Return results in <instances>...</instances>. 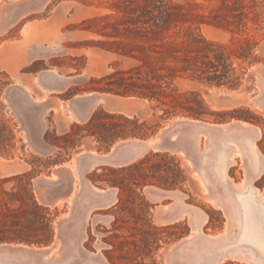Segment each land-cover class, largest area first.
Masks as SVG:
<instances>
[{
  "label": "rangeland",
  "instance_id": "rangeland-1",
  "mask_svg": "<svg viewBox=\"0 0 264 264\" xmlns=\"http://www.w3.org/2000/svg\"><path fill=\"white\" fill-rule=\"evenodd\" d=\"M163 5L171 21L151 34L143 22ZM171 54L194 59L176 63ZM174 64L187 68L184 77L173 79L177 93L198 92L206 112L176 116L225 124L228 130H236L234 121H245L259 129L255 140L264 160V105L257 107L264 95V0H0V157L9 168L21 167L0 175V264H199L195 243L170 255L194 218L196 226L204 219L201 232L213 238L212 246L234 235L237 215L226 216L211 201L227 194L211 177L210 162L202 166L197 156L206 149L207 136L201 132L195 154L178 141V133L171 140L176 132L167 127L171 116L159 118L153 101L134 102L128 116L113 109L110 96L97 94L104 93L101 78L116 70L141 66L163 73ZM90 108L83 120L66 118L69 111ZM98 110L146 120L154 125L148 136L158 133L164 148L149 147L125 162L107 159L124 139L104 144L89 132L87 123ZM231 145L235 162L225 172L239 184L251 172L244 149ZM188 157L193 166L186 165ZM175 163L182 173L172 183ZM133 164L138 168L130 169ZM201 166L206 183L195 174ZM50 173L56 178L41 177ZM254 185L264 191V173ZM91 186L115 191L94 197ZM182 209L189 213L184 221L165 224L167 215ZM17 244L45 249L40 256L8 247Z\"/></svg>",
  "mask_w": 264,
  "mask_h": 264
},
{
  "label": "crops",
  "instance_id": "crops-1",
  "mask_svg": "<svg viewBox=\"0 0 264 264\" xmlns=\"http://www.w3.org/2000/svg\"><path fill=\"white\" fill-rule=\"evenodd\" d=\"M91 93H85L83 96H89ZM99 95H106L107 93H97ZM42 95H44V98L46 96L45 91L43 90ZM107 96V95H106ZM44 98L40 99L43 100ZM264 105V95L262 96V102L260 103V106ZM115 108L119 112H123V114H126L130 116V111L133 107L127 106V105H121L114 103ZM112 109V108H110ZM91 113V108L87 112H68L66 115V118L68 120H83L85 119L89 114ZM179 119V118H178ZM170 120L168 121L167 127H174V130H176L175 133H170L169 137L171 140L175 139L174 134H179V142L188 143L189 148L192 152H196V147L199 142V135L201 132L205 135V132L208 130L207 128L203 127L199 122L194 120ZM244 122V121H243ZM197 123V124H196ZM247 123V122H246ZM236 130H241L239 138L242 142L249 144L252 149V153H243L246 157L249 165V170L251 172V175H247L245 172V177L242 180L241 183L235 184L232 182V179L228 175V170L235 162V157L232 156V159L229 160L228 152L226 149L225 142H227L229 139L234 140L237 138H234L235 131L234 129L228 130L227 125L221 124L217 125L215 129L208 130L209 135L206 140V149H208L212 145L213 140H219V144H223V148H220L219 151L216 154L215 159H213V162L210 163L209 173L211 177L214 179V181L221 186L225 193L227 194L226 198H221L220 196H217L215 199L211 200L214 203H218V206L224 210L226 216H235L237 215V220H234V223L236 224V228L234 231V235L231 238H228L225 241H222L221 243L217 244L216 246H212L211 240L213 239L210 236H206L202 234L201 232V225L202 222H204V219L199 222L200 224H197L196 218L193 219V227L188 233L187 237L185 238L182 243L174 247L172 251L170 252V255H172L178 248L180 249H186L191 244L195 243L196 246V258L199 264H223L227 262H232L234 264H264V223H263V231L261 228L262 223V209H261V201H263L260 198V194L264 191L258 189L254 185V181L258 179L264 171L262 170L259 174L258 171L262 167L261 166V154L259 153L256 145L255 137H258L259 132L256 136H252L251 134H248L244 131V129L239 125L235 123ZM223 128H219L222 127ZM258 129V128H257ZM163 128L160 129V132H163ZM219 131L226 132V137H223L221 134H219ZM259 131V129H258ZM166 136V135H165ZM220 136V138H218ZM140 141L134 142V143H128L125 142V146L127 148L120 149V144L114 145L111 153L106 157L107 159H112L113 161L116 159H120V161L125 162L129 159H133L137 157L138 155H141L146 149L149 147H152L153 149H161L164 148L163 145H151L147 144L145 142H142L143 144L139 145ZM166 143V142H165ZM179 146V145H178ZM205 149V150H206ZM204 150V151H205ZM204 151L201 153H197L198 158L200 159L201 165H205L208 162H210L211 156L209 155L207 158V163L203 162L204 157ZM91 153H93L91 151ZM83 154V151L81 153L74 155L71 160H73L75 157L80 156ZM181 155H184V151H180ZM224 158H227L226 162H224ZM2 161H4L0 157V175H8L10 172L20 171L21 167L19 164L14 163L13 167H8L2 164ZM102 161H106V159H101ZM185 163L187 166H193V163L191 159L188 157L185 159ZM70 165L68 163H64L63 166ZM228 165L227 173L225 172V168ZM15 166V167H14ZM200 167L195 174L200 176L201 171H205L203 167ZM246 171V170H245ZM206 172V171H205ZM224 172V174H223ZM223 174L222 176L220 175ZM42 178H47L50 180H53L56 178V175L51 173L50 176L46 177L44 175H41ZM206 178L208 182V174L206 173ZM204 183L205 180L201 179ZM204 191H206V187H203ZM255 190L256 194L252 191ZM101 190L104 191L103 194H101ZM114 189H108L103 190L96 188L94 186H91L89 189L90 195L94 197H101L105 195H113ZM161 193H164L165 195H175L178 197V194H181L177 191H165L160 190ZM161 193H157L154 196L162 197ZM91 196V197H92ZM173 197V196H172ZM188 207V206H186ZM236 209V210H235ZM186 214V215H184ZM189 213L187 210L182 209L177 216L175 215H167V222L165 224H172L177 223L180 221H184L185 219L183 217L187 216ZM191 216V215H189ZM197 216V215H196ZM233 218V217H232ZM203 226V225H202ZM219 229V227H218ZM222 231V230H221ZM200 238L202 240V243H200ZM216 241L218 240L219 236H216ZM207 244L208 246L204 247L203 245ZM15 247V249H31L32 251L37 250H44L45 248H39L34 245L27 246L24 244H17L12 245ZM22 250V249H21ZM54 249H51L48 253L51 254V252ZM170 262V261H169ZM171 264V262H170Z\"/></svg>",
  "mask_w": 264,
  "mask_h": 264
},
{
  "label": "trees",
  "instance_id": "trees-1",
  "mask_svg": "<svg viewBox=\"0 0 264 264\" xmlns=\"http://www.w3.org/2000/svg\"><path fill=\"white\" fill-rule=\"evenodd\" d=\"M172 14L169 8L163 6H155L149 11L148 19L143 22V28L151 34H157L168 28ZM195 41V39H191ZM176 62L187 63L193 56L187 55H170ZM160 68L151 67L147 71H143L141 66H134L127 70H116L101 78L104 84L100 90L104 93H110L119 96H136L149 101H153V109H159L161 114L159 118H168L170 116L184 115L188 117L198 118L205 114L204 103L199 97L198 92L177 93V89L173 84L176 77H184L182 71H186L184 65L165 66V72H159ZM196 70H192L190 76H194ZM189 95V96H188ZM101 115V118L99 117ZM87 126L89 132L94 135L101 143H109L117 139L126 138H143L154 125H148L146 120L140 121L138 117H128L123 114H110L103 110L94 112L89 119ZM96 127L95 129L93 128ZM146 159V158H145ZM144 159V160H145ZM142 160L140 163L144 162ZM139 163V164H140ZM175 180L181 178L182 170L178 163H175ZM130 169L138 168V164L129 166ZM139 177L145 179L148 177L146 173H140Z\"/></svg>",
  "mask_w": 264,
  "mask_h": 264
},
{
  "label": "bare ground",
  "instance_id": "bare-ground-1",
  "mask_svg": "<svg viewBox=\"0 0 264 264\" xmlns=\"http://www.w3.org/2000/svg\"><path fill=\"white\" fill-rule=\"evenodd\" d=\"M10 2H12V4H15L17 1H19V0H9ZM261 68V67H260ZM259 68V69H260ZM54 76H58V75H54ZM56 78V77H55ZM59 78H61V77H58V79ZM62 79H64V78H62ZM67 80H68V78H66ZM70 80V79H69ZM216 92H221V90H217V89H215V88H213ZM223 92V91H222ZM28 93V92H27ZM26 93V94H27ZM227 93V92H226ZM25 94V93H24ZM106 95H108V96H110L112 99H113V101H114V103H116V104H121V105H127V106H132V105H134L133 103L134 102H143L144 103V101L145 102H147V103H149L148 101H146L145 99H143V100H141V99H138V98H136V97H132V96H128V97H123V96H118V95H110V94H106ZM214 95V94H213ZM28 98V97H27ZM31 97H30V95H29V99H30ZM40 98L42 99V98H44V95H41L40 96ZM31 100L33 101L34 99H32L31 98ZM39 101V100H38ZM38 101H35V102H38ZM138 103V104H139ZM140 103V105H143V104H141ZM146 103V104H147ZM260 106V104H258L257 105V107H259ZM255 109V108H254ZM257 109V108H256ZM260 109V108H259ZM158 112V111H157ZM121 113H123V112H121ZM126 115V114H125ZM179 118V119H178ZM180 120V121H184L183 119H185V120H191L190 118L189 119H186V118H183V117H181V116H178L177 118H173V119H170V120ZM170 120H167V122L168 121H170ZM194 121H197V120H194ZM197 122H199V121H197ZM245 122V121H244ZM244 122H242V121H234V123H236V124H239L243 129H244V131L245 132H247L248 134H251L252 136H256L257 134H258V129L255 127V126H252L251 124H249V123H244ZM197 124V123H196ZM199 124H201L203 127H205V128H207L208 130H212V129H215L216 128V126L217 125H215V124H213V125H210V124H203L202 122H199ZM224 126H222V127H219V128H223ZM206 131L205 132V135L208 137V135H209V131ZM219 134H221L223 137H226V132H224V131H219ZM137 141H139V140H131V141H123V143L119 146L120 147V149H125V148H127L126 146H125V142H128V143H134V142H137ZM143 141H140L138 144L139 145H141V144H143L142 143ZM227 142H229V144L228 145H226V148H227V152H228V156H229V160H231L232 159V156H233V154H234V152H235V149H234V147L231 145L232 143H234V142H236V143H238L243 149H244V151H245V153H252V149H251V146L249 145V144H246V143H244V142H242L239 138H237V139H234V140H231V139H229ZM226 143V142H225ZM114 146V145H113ZM113 146H112V148H111V151H112V149H113ZM224 146H223V144H219V146H210L208 149H206L205 151H204V157H203V162L204 163H207L206 161H207V158H208V156L210 155V154H212V155H210L211 156V158H210V163H212L213 162V159H215V157H216V154H217V152L219 151V149L220 148H223ZM261 168L259 169V171H258V174L263 170L264 171V160L262 159V157H261ZM223 174H224V172H223ZM200 176H201V178H203L204 180H205V182H207V178H206V172L205 171H201V173H200ZM252 191L254 192V194H256V191L255 190H253L252 189ZM104 193V191L103 192H101V194H103ZM156 195V194H155ZM171 196H173L174 197V195H172V193H171ZM260 198L263 200V201H261V209H262V213H263V216H262V223H261V228H262V231H263V223H264V194L263 193H261L260 195ZM157 197V196H156ZM175 197H177L176 195H175ZM160 198V197H159ZM184 215H186V214H184ZM167 220V219H166ZM3 246H5V245H3ZM9 248H12V249H15V247H13L12 245H9L8 246ZM1 250V249H0ZM175 250V249H174ZM2 251H3V249H2ZM6 252H7V250H5ZM36 251H40V256H42L43 255V253H41V252H43V251H41V250H37L36 249ZM1 253H3V252H1ZM7 254V253H6ZM1 255H4V254H1ZM10 255V254H9ZM12 255V254H11ZM7 256V255H6ZM6 256H4V257H6ZM14 256V255H13Z\"/></svg>",
  "mask_w": 264,
  "mask_h": 264
},
{
  "label": "water",
  "instance_id": "water-1",
  "mask_svg": "<svg viewBox=\"0 0 264 264\" xmlns=\"http://www.w3.org/2000/svg\"><path fill=\"white\" fill-rule=\"evenodd\" d=\"M178 116H171L170 118H168L167 120H170V119H173V118H177ZM183 117V116H181ZM183 118H186V117H183ZM186 119H189V118H186ZM162 137L160 135H158V133L154 134V135H151V136H146V137H143V138H126L124 139L125 141H131V140H139V141H143L147 144H151V145H163V143H165V139H162ZM51 174V173H50ZM50 174L48 176H50ZM190 231H188L189 233Z\"/></svg>",
  "mask_w": 264,
  "mask_h": 264
}]
</instances>
